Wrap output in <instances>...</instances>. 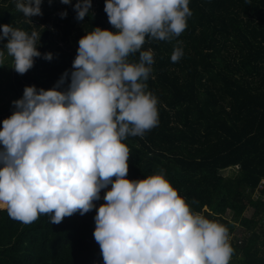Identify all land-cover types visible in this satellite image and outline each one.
Segmentation results:
<instances>
[{"label":"clouds","instance_id":"obj_1","mask_svg":"<svg viewBox=\"0 0 264 264\" xmlns=\"http://www.w3.org/2000/svg\"><path fill=\"white\" fill-rule=\"evenodd\" d=\"M41 3L15 0V7L29 18L42 15ZM91 5L76 0V18L83 20ZM104 11L115 31L95 26L79 38L67 87H60L67 70L51 88L25 85L0 121V208L23 223L42 214L59 223L91 210L107 188L93 231L104 264H229L227 227L195 211L164 169L126 175L124 141L158 124V98L146 84L153 51L142 45L146 37L179 36L192 15L189 0H105ZM40 35L0 24V39L7 37L0 65L6 50L11 67L26 72L41 55ZM137 51L138 60L129 59ZM182 55L175 47L170 59ZM43 56L50 60L52 53Z\"/></svg>","mask_w":264,"mask_h":264},{"label":"trees","instance_id":"obj_2","mask_svg":"<svg viewBox=\"0 0 264 264\" xmlns=\"http://www.w3.org/2000/svg\"><path fill=\"white\" fill-rule=\"evenodd\" d=\"M75 3L42 0V15L28 18L15 0H0V24L41 32V55L26 72H16L7 55L0 91L4 86L15 100L25 85L51 88L67 70L60 85L66 88L79 38L95 26L115 31L105 0H92L83 20L76 18ZM189 8L179 36L146 37L142 45L153 51L146 84L158 98V124L124 141L130 149L126 175L139 179L164 169L195 211L227 227L234 249L229 264H264V0H189ZM6 41L0 39L3 48ZM175 47L183 55L173 62ZM138 58L139 51L129 57ZM14 108L11 102L0 110V121ZM231 167L234 175L222 173ZM95 214L94 208L77 211L59 223L42 214L23 223L0 208V264H104L93 236Z\"/></svg>","mask_w":264,"mask_h":264},{"label":"rangeland","instance_id":"obj_3","mask_svg":"<svg viewBox=\"0 0 264 264\" xmlns=\"http://www.w3.org/2000/svg\"><path fill=\"white\" fill-rule=\"evenodd\" d=\"M0 48H3L1 45H0ZM4 57L2 59V63L4 65H0V70H7V67H8V62L9 60L6 59L7 57V51L4 50ZM1 91H0V110H5L12 102L13 98L11 97V93L8 92V90L4 87V86H1ZM222 173L224 175H234L236 173V167H231V168H226L224 170H222ZM111 186H108V188H110ZM107 190V188H106ZM253 197L256 196V192L253 193L252 195ZM95 202H99L100 204L104 202L103 199L101 200H96ZM95 210H97L95 207H93ZM251 212H252V209L251 208H247L246 211H245V215L249 216L251 215ZM229 236V240H232L233 239V236L230 234L228 235Z\"/></svg>","mask_w":264,"mask_h":264}]
</instances>
